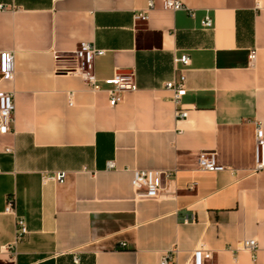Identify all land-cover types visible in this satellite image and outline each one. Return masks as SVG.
<instances>
[{
	"label": "crops",
	"instance_id": "crops-1",
	"mask_svg": "<svg viewBox=\"0 0 264 264\" xmlns=\"http://www.w3.org/2000/svg\"><path fill=\"white\" fill-rule=\"evenodd\" d=\"M181 1L193 15L153 0L136 20L148 0H0V50H13L15 65L0 81L15 95L14 130L0 133V264H159L175 246L176 264H188L200 241L213 251L203 264H264L255 139L258 123L264 133V0ZM82 42L104 49L93 59L97 91L56 72V55ZM183 52L187 116L177 118L165 82ZM115 73L131 74L136 89L110 106L105 80ZM202 151L226 168L200 169ZM134 168L174 172L158 198L136 199ZM59 171L62 181L42 180ZM18 216L28 233L12 247ZM251 237L254 253L233 250Z\"/></svg>",
	"mask_w": 264,
	"mask_h": 264
},
{
	"label": "built area",
	"instance_id": "built-area-1",
	"mask_svg": "<svg viewBox=\"0 0 264 264\" xmlns=\"http://www.w3.org/2000/svg\"><path fill=\"white\" fill-rule=\"evenodd\" d=\"M153 0H148V7L138 11L134 15V19L145 20L147 18V11L153 8ZM163 8L172 11L184 10L188 14L193 15L194 10L187 7L181 0H163ZM5 7L0 5V9ZM212 18L206 13L201 19V25L204 28L212 27ZM104 54V49L95 47L92 43L82 42L76 47L72 55L69 57L56 58L63 60V64L56 66L58 73H76L80 75L85 84L92 90L97 91L100 89L98 80L93 72V59L96 56ZM62 58V59H61ZM256 59V49L252 48L248 52V62L254 63ZM174 68L178 71L177 75L165 82V87L170 89L171 100L175 105V115L177 118H185L187 110L180 104L181 97L186 93V75L185 71L191 64V56L187 52L181 53L179 56L173 58ZM180 65L177 68V65ZM15 65H14V51L13 50H0V81L2 79L12 80L14 78ZM109 87L106 89L108 93V103L110 106H115L122 100L125 91H133L136 89L134 78L131 74L115 73L111 78L105 80ZM73 91L68 92V102L71 103ZM15 120V95L13 91L0 90V133H7L14 130ZM256 151H257V165L256 169L264 168V133L261 125L258 123L256 126ZM197 164L200 169L208 171H219L226 168L225 165L220 164L214 151H202L197 159ZM107 169L114 168V162L108 161ZM132 180L131 185L136 199H154L160 196L163 190L165 181L173 175V170L158 169V168H143L131 169ZM64 172L59 171L56 175L48 176L43 175L42 180L52 178L62 181ZM6 212H13L10 203L5 208ZM193 215H185L183 221L185 223L193 220ZM28 233V228L24 217H16V229L14 241L10 246H14L16 242L20 241L24 235ZM257 249L256 237L243 238L237 242L236 247L233 249L235 252L238 250H248L252 253ZM177 247H172L165 251L160 259L159 264H176ZM213 251L209 249L204 242L200 241L193 249L189 258L188 264H203L204 260L212 257Z\"/></svg>",
	"mask_w": 264,
	"mask_h": 264
}]
</instances>
